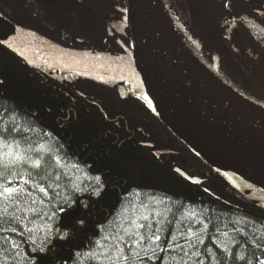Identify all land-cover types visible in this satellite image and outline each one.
<instances>
[{"label": "trees", "instance_id": "16d2710c", "mask_svg": "<svg viewBox=\"0 0 264 264\" xmlns=\"http://www.w3.org/2000/svg\"><path fill=\"white\" fill-rule=\"evenodd\" d=\"M34 1L0 0V16L67 49L122 52L121 36L112 24L125 18L123 0H80L78 5H71L78 7L79 19V28L72 29L64 25L68 23L67 15L61 19L62 27L42 29V16L32 14L41 12V4L31 6ZM77 77L93 81L98 97L82 96L68 79L63 82L58 76L30 66L0 45V81L3 82L0 83V129L15 125L7 144L18 142L19 149H30L28 155L32 157L13 170L22 175L8 179L32 193L25 197L21 208H27L32 199L37 200L31 206L38 209V216L33 219L32 212L23 213L29 218L26 226L33 229L31 238L37 245L45 235L51 238L48 251L36 253V264H64V261L73 264L70 257L77 253V264H109L101 254L109 252L117 243L116 235H123L122 229L128 228L131 221L151 223L154 229L163 225L160 235L168 236L170 232L186 250L189 244L184 233L191 228L205 241L195 250H203L205 245L213 247L209 244L211 237L221 248L227 244L229 255L235 248L238 255L247 254L249 258L254 253L253 264L264 259V243L257 249L253 242V233L264 234V213L251 207L246 194L200 160L130 93L91 78ZM71 84L75 89L68 86ZM103 106H119L124 113L112 115ZM144 145L154 153H173L155 156ZM12 150L0 144V152ZM37 159L41 164L38 169L34 167ZM205 167L210 173H206ZM174 168L196 176L200 184L186 181ZM25 179H30V183L24 184ZM37 183L50 185V195L54 192L60 195L48 201L35 190ZM101 184L103 190L96 195L94 189ZM248 191L254 197L261 195L252 187ZM65 196L72 198V208L76 202L80 204L82 215L70 230L60 231L56 205ZM41 199L45 203L40 204ZM53 211H57L55 217H51ZM224 232L229 235L223 236ZM0 236L9 237V246L13 239L20 245L18 259L24 264L25 253L35 245L22 242L15 234L4 232ZM233 236L247 237L250 242L247 248L243 244L236 248ZM192 243L197 241L193 239Z\"/></svg>", "mask_w": 264, "mask_h": 264}, {"label": "water", "instance_id": "95a60500", "mask_svg": "<svg viewBox=\"0 0 264 264\" xmlns=\"http://www.w3.org/2000/svg\"><path fill=\"white\" fill-rule=\"evenodd\" d=\"M123 1L131 41L128 54L67 49L1 16L0 45L30 66L58 76L63 82L66 81L60 73L52 74L50 70L87 78L113 72L127 89L108 85L134 96L230 185L248 197V187L264 195V185L231 155L233 148L251 147L264 156V104L239 91L206 64L194 48H185L160 24L153 0ZM175 1L179 9L178 0ZM144 147L156 156L173 153H154L150 147ZM174 171L191 184L201 182L179 168Z\"/></svg>", "mask_w": 264, "mask_h": 264}, {"label": "snow or ice", "instance_id": "6c2138e0", "mask_svg": "<svg viewBox=\"0 0 264 264\" xmlns=\"http://www.w3.org/2000/svg\"><path fill=\"white\" fill-rule=\"evenodd\" d=\"M0 83L3 82L0 81ZM144 99H148V97H144ZM148 102L151 105V100H148ZM14 130L15 125L11 129H0V144L13 149L12 152H0V203L3 204V208H0V233L7 232L18 235L22 238V242L35 245V247L29 248V253L31 254L25 253L24 264H36L38 258L36 253H46L48 251L47 245L50 243L51 238L45 235L39 245L36 244L35 239L31 238L33 229L26 226L29 218L23 213L26 211L32 212L34 214L33 219L38 216L40 214L38 209L31 206L35 205L37 200L32 199L27 208H21L20 204L25 201V197H30L32 193L25 191L19 186H13L15 182L8 179L9 176L22 175L21 172L13 170L32 159L28 155L30 149H19V144L15 141L11 145L7 144V138ZM40 166V160H35L34 167L38 169ZM30 176L31 174L29 173ZM96 181L98 184L100 183L99 176L96 177ZM23 183L29 184L30 179H25ZM50 187V185L45 187L37 183L35 190L42 193L43 197L48 201H52L60 194L53 190L54 195H50ZM102 190L103 185L101 184L100 188L94 189V193L99 195ZM39 203H45V199H41ZM72 203L70 196L63 197L62 202L56 205L57 211L67 214L69 209L72 208ZM9 205L12 207L11 211H9ZM57 211H53L51 217H55ZM51 217L49 218L51 219ZM143 219L148 220V217H143ZM79 222L83 224L82 220ZM207 228L208 225L205 224L204 229L206 230ZM141 229L144 231H141ZM163 230V225H159L154 229L151 223L131 221L128 228L122 229L123 235H116L117 243L112 245L108 253H102L101 255L105 256L109 264H149V262L156 264L157 261L159 264H253L254 253L252 258H249L247 254L238 255L234 248L231 255H229L227 244L221 248L220 245L215 244V240L211 239V237L209 238V244L213 245V247L205 245L203 250H195L199 245L205 244V241L200 238L199 233L192 232L191 228L184 233L189 244L187 250L183 244L176 242V237L171 235L170 232L168 236L162 237L160 232ZM25 233L28 235L26 236ZM213 235L215 236L216 234L213 233ZM222 235L228 236L229 234L224 232ZM60 238L63 239L64 236L61 235ZM193 239L197 243H192ZM216 239H219V236H216ZM231 239L235 242L236 248L243 244L246 249L250 243L247 237L237 239L233 236ZM253 242H255L256 248L259 249L260 244L264 243V234L257 235L253 233ZM19 249L20 245L15 243L14 239L11 241V246H9V237L0 236V264H20L18 259L20 256ZM78 255L79 253L70 257L73 264H77L76 256ZM92 255V253L89 254L90 257ZM64 264H67V261H64ZM258 264H264V259L258 260Z\"/></svg>", "mask_w": 264, "mask_h": 264}, {"label": "flooded vegetation", "instance_id": "af4514ba", "mask_svg": "<svg viewBox=\"0 0 264 264\" xmlns=\"http://www.w3.org/2000/svg\"><path fill=\"white\" fill-rule=\"evenodd\" d=\"M193 1L178 3L186 19L183 29L194 50L239 91L264 104V0ZM79 3L80 0H35L31 6L41 4V12L32 14L42 16V29L62 27L63 15L68 20L64 25L79 28L78 7L71 6ZM130 50L131 47L115 54H128ZM205 170L210 173L208 167Z\"/></svg>", "mask_w": 264, "mask_h": 264}, {"label": "rangeland", "instance_id": "374dc122", "mask_svg": "<svg viewBox=\"0 0 264 264\" xmlns=\"http://www.w3.org/2000/svg\"><path fill=\"white\" fill-rule=\"evenodd\" d=\"M171 1L172 2L170 7L168 8V11L170 12V15L174 18V21L177 22L179 25H181L183 29L184 25L186 24V20L183 17L181 10L177 9L176 1L175 0H171ZM113 29L121 36L120 38L123 43L122 52L127 51V48L131 47V41H130V33L126 23V18L122 17L119 20H115L113 22ZM59 72L60 75L64 76V77L62 76L64 81L68 79L80 91V94L82 96L92 97V98L98 97L95 93V90L98 89L93 81L84 78H79L69 72H65V71H59ZM88 78H92L96 80L95 78L91 77V75H89ZM72 84L68 86L71 89H75ZM103 109L109 114L116 116H121L124 113V110L119 106H103ZM13 186L16 185L14 184ZM246 197H247V202L251 205V207H253L254 209L258 210L261 213H264V195H258L257 197H253L250 195V197L248 196ZM81 215H82V209L78 202L75 203V206L72 209H69L67 214L59 212L58 229L60 231L70 230L75 224V222L80 219Z\"/></svg>", "mask_w": 264, "mask_h": 264}, {"label": "bare ground", "instance_id": "6f19581e", "mask_svg": "<svg viewBox=\"0 0 264 264\" xmlns=\"http://www.w3.org/2000/svg\"><path fill=\"white\" fill-rule=\"evenodd\" d=\"M155 13L160 21L174 37L187 49H193L191 41L181 25L174 21L170 15L168 8L171 5V0H153ZM99 81L110 85L119 86L120 88H127L123 82L115 78L113 72L107 74L93 75ZM231 155L237 162L250 172L253 177L264 185V156H262L255 149L249 147L247 149L233 148Z\"/></svg>", "mask_w": 264, "mask_h": 264}]
</instances>
